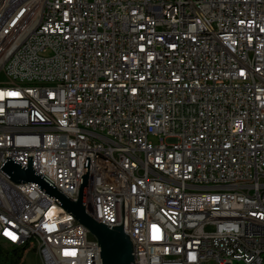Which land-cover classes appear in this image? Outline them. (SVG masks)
Wrapping results in <instances>:
<instances>
[{
	"label": "built area",
	"instance_id": "1",
	"mask_svg": "<svg viewBox=\"0 0 264 264\" xmlns=\"http://www.w3.org/2000/svg\"><path fill=\"white\" fill-rule=\"evenodd\" d=\"M7 157L73 201L90 158L87 213L123 224L134 264H264V0H0ZM0 244L101 264L1 171Z\"/></svg>",
	"mask_w": 264,
	"mask_h": 264
},
{
	"label": "water",
	"instance_id": "2",
	"mask_svg": "<svg viewBox=\"0 0 264 264\" xmlns=\"http://www.w3.org/2000/svg\"><path fill=\"white\" fill-rule=\"evenodd\" d=\"M90 158L85 164V174L81 179L76 201L71 200L63 192L54 186V183L46 176H42L33 170V157H28V168L13 157H7L0 166V171L16 184H35L46 195L59 204L67 213L86 228L96 240L100 248L101 264H134L133 244L130 237L125 234L123 224L109 227L96 222L87 213V180L89 177ZM124 218V204L122 203ZM229 264V263H227Z\"/></svg>",
	"mask_w": 264,
	"mask_h": 264
},
{
	"label": "trees",
	"instance_id": "3",
	"mask_svg": "<svg viewBox=\"0 0 264 264\" xmlns=\"http://www.w3.org/2000/svg\"><path fill=\"white\" fill-rule=\"evenodd\" d=\"M24 251L11 248L6 251L0 248V264H24Z\"/></svg>",
	"mask_w": 264,
	"mask_h": 264
},
{
	"label": "rangeland",
	"instance_id": "4",
	"mask_svg": "<svg viewBox=\"0 0 264 264\" xmlns=\"http://www.w3.org/2000/svg\"><path fill=\"white\" fill-rule=\"evenodd\" d=\"M0 248L6 251H11V248L0 244ZM24 264H43L42 260L35 252L24 251ZM237 264V263H235Z\"/></svg>",
	"mask_w": 264,
	"mask_h": 264
}]
</instances>
